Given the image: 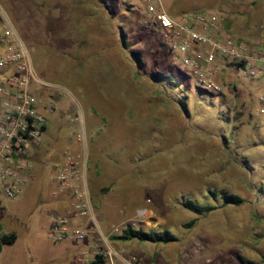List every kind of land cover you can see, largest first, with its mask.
Here are the masks:
<instances>
[{
    "label": "rangeland",
    "instance_id": "obj_1",
    "mask_svg": "<svg viewBox=\"0 0 264 264\" xmlns=\"http://www.w3.org/2000/svg\"><path fill=\"white\" fill-rule=\"evenodd\" d=\"M159 2L179 15L213 10L231 35L264 44V0ZM0 15V30L9 24L37 74L55 86L40 92L55 110L46 112L47 130L29 153L42 162H63L68 153L103 162V175L91 178L93 189L103 186L102 198L89 189L103 235L131 223L178 237L167 244L122 241L116 248L141 264H242L238 255L264 264V115L258 99L264 78L245 80L228 67L220 76L222 93L200 89L169 51L145 0H0ZM159 73L163 79L155 77ZM52 189L37 199L25 190L16 200L2 197L19 237L2 246L0 264H79L84 252L91 257L99 233L91 246L50 240L53 213L44 197ZM224 191L244 202L224 204ZM187 198L216 209L196 214L184 207ZM98 201L103 206L96 208ZM0 221L7 225V217Z\"/></svg>",
    "mask_w": 264,
    "mask_h": 264
},
{
    "label": "built area",
    "instance_id": "obj_2",
    "mask_svg": "<svg viewBox=\"0 0 264 264\" xmlns=\"http://www.w3.org/2000/svg\"><path fill=\"white\" fill-rule=\"evenodd\" d=\"M145 1L150 19L162 31L169 51L194 76L200 89L222 93L220 76L228 67L238 70L245 80L264 78V44L234 37L213 10L175 17L159 0ZM53 87L37 74L27 46L9 24L0 30V206L2 197L19 198L34 175L27 159L28 148L39 142L45 132L46 112L55 110L53 103L43 104L40 92ZM258 99L259 111L264 115V84ZM86 162L84 154L68 153L52 175L58 185L52 192L54 196L72 191L68 214L53 215L51 219L50 238L55 242L67 238L85 241L87 222L96 221L87 182L81 177ZM75 217L87 222L76 224ZM121 230L119 225L114 226L109 237ZM109 242L104 238L97 243L91 257H85L84 252L80 264H141L124 248Z\"/></svg>",
    "mask_w": 264,
    "mask_h": 264
},
{
    "label": "crops",
    "instance_id": "obj_3",
    "mask_svg": "<svg viewBox=\"0 0 264 264\" xmlns=\"http://www.w3.org/2000/svg\"><path fill=\"white\" fill-rule=\"evenodd\" d=\"M262 82H263V80H262ZM263 84H264V82H263ZM263 84H262V86H263ZM33 146L36 147V144H34ZM27 159L30 161L29 163L32 166L33 172L35 171V176H33V178L30 180V182L24 188L26 195L38 198L42 191H44L48 194V190H47L48 187L53 188L52 192L54 190H56L58 185L54 180H53V182L50 180L49 174L54 173L56 168L59 165H61L62 162H58V160H57V162H53V163L52 162H42L41 158L38 156L37 153L35 155H33V154H30L29 151L27 154ZM98 163H100V165H98ZM40 169H42L43 172L45 171V174H47L46 178L44 177L43 174H41ZM81 173H82L81 177L83 179H85V181L87 182L88 188L93 193L94 199H96L98 197L102 198V196L100 194V190H101V188H103V186L101 185L96 191L95 189H93V186L91 185V180H92L91 178H92V174L98 176V178L103 175V162H86V164H84L82 169H81ZM44 198H46L44 200L46 201V203L49 207L48 211H50V214L53 213V215H67L69 210H70V207H71L72 191H71V189H68L65 192L59 193L56 196L51 194L49 197H47V195H46V197H44ZM2 205H3V203H2ZM97 205L103 206V203H101V201H98V204L96 203V208H97ZM5 212H6V209L4 208V205H3L2 208L0 209V220L3 218V216L7 217V221H8L7 225H6V222L5 223H3L1 221L0 222L3 226H7L6 228L10 229V231L15 232L17 234V239H18L19 233H18L17 229L13 228V225L16 223L15 222L16 218L12 217L10 215H7L8 213H5ZM99 218H100V221L102 223L103 222V211H101L99 213ZM18 220H19V218H18ZM95 223H96V221L92 222V224H90L91 229H89L90 227L88 226V238L85 241V242L89 243L88 245L91 246L92 243L95 242V239L99 236V234L101 236V241H99L100 243H102V239L105 238V240L107 242L110 241L109 243H113L114 246H116L115 244H117V243L122 244V241L114 243L113 241L108 239L107 236L103 235V232H101L99 230V226H96ZM94 224H95V226H94ZM50 228H51V221H49V230H50ZM96 235H97V237H96ZM49 237H50V235H49ZM50 240L55 244L60 243V242L53 241L51 238H50ZM10 245H12V244H10ZM91 255H92V253H91ZM79 259H80V257L78 258V263L80 264Z\"/></svg>",
    "mask_w": 264,
    "mask_h": 264
},
{
    "label": "trees",
    "instance_id": "obj_4",
    "mask_svg": "<svg viewBox=\"0 0 264 264\" xmlns=\"http://www.w3.org/2000/svg\"><path fill=\"white\" fill-rule=\"evenodd\" d=\"M169 11L172 16H182L177 13V10L174 9V6L169 7ZM185 15V14H183ZM0 20H3L2 16L0 15ZM3 29V28H2ZM1 29V30H2ZM134 55L137 57V59L142 62L141 55L138 51L133 50ZM155 77L157 79H163L164 75L163 74H155ZM47 130V127H46ZM45 130V131H46ZM92 162V161H89ZM97 162H100V159H97ZM35 176V171L34 175ZM33 178V177H32ZM214 195L215 193L212 192ZM222 197L224 199V204H235V205H240L244 202V199L240 197L239 195L236 194H231L226 191L222 192ZM2 204V200H1ZM183 205L185 208L188 210L202 215L208 212H211L216 209V206L208 204V203H198L196 200L187 198L183 201ZM2 208V205L0 206ZM195 223L194 220H192L188 225L191 226ZM1 226V225H0ZM110 239L113 240V242L117 243L120 241H128V240H139L141 242H149V243H154V244H160V243H171L174 241L178 240V237L176 234L169 230V229H161V230H146L142 227H136L132 225L131 223L125 225V227L122 228L121 232L118 234H114L110 236ZM17 240V234L15 232H3L1 227H0V249L2 248L3 245L6 244H13ZM238 260L242 264H254L252 260L246 259L242 255L237 256Z\"/></svg>",
    "mask_w": 264,
    "mask_h": 264
}]
</instances>
